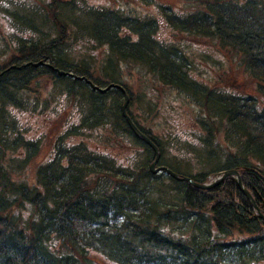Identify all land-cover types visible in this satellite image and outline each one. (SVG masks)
<instances>
[{"label":"trees","instance_id":"trees-1","mask_svg":"<svg viewBox=\"0 0 264 264\" xmlns=\"http://www.w3.org/2000/svg\"><path fill=\"white\" fill-rule=\"evenodd\" d=\"M139 1L156 12L0 0L10 22L0 56L11 57L0 65V264H97L92 254L109 264H264V219L234 179L201 190L152 173L153 149L122 114L128 95L127 113L160 150L159 165L180 177L204 184L238 170L264 215V0H182L176 8ZM164 29L177 44L159 37ZM74 39L88 51L76 55ZM188 39L232 52L258 96L195 77ZM131 67L154 93L159 87L185 99L193 143L171 145L131 113L145 98L129 84ZM88 80L126 93H101ZM25 113L60 127L31 137ZM95 132L94 149L75 142ZM49 137L50 156L26 178ZM121 146L132 151L125 162L115 152ZM169 148L179 155L173 162L165 161Z\"/></svg>","mask_w":264,"mask_h":264},{"label":"rangeland","instance_id":"rangeland-1","mask_svg":"<svg viewBox=\"0 0 264 264\" xmlns=\"http://www.w3.org/2000/svg\"><path fill=\"white\" fill-rule=\"evenodd\" d=\"M32 1V0H26ZM92 6H105L110 7L118 6L122 4L129 5V7L134 8L137 12H149L152 14L156 12L155 5H152L147 8L144 2L139 0H87ZM182 0H156V4H161L169 7H178L181 4ZM147 8V9H146ZM2 10V9H0ZM10 26L9 19H6V16L3 12L0 11V55L4 50L6 41V32ZM28 36V35H27ZM174 34L169 29H164L160 32V38L165 41H170ZM172 43L177 44L176 41L171 40ZM72 42L75 43L72 50L76 55H83L88 51L89 43H85L84 40L74 39ZM79 43V44H78ZM187 43V53L190 55V59L193 64V75L197 77L200 81H203L205 84H208L210 87L220 88L225 87L226 89H232L234 92L258 96L257 93V84L249 78V76L243 73V69L240 65L234 64V56L228 51V49H221L216 43L214 44L210 40L203 39H188ZM96 52L95 55H97ZM10 55L0 56V65L7 64L10 60ZM212 69V70H211ZM130 76L129 84L132 85L133 89L136 90L137 94H144V99H142L136 106H133L131 113L140 121L143 125L153 129L154 133L171 141V145L178 140H182L185 143H193V136L196 135V126L195 121L193 120V112L185 103L179 93L176 92H164L161 88L155 89V93L151 90V85L146 83L138 78L139 71L135 67H131L130 73H126ZM41 86H44L42 84ZM136 94V95H137ZM43 98V96H39ZM152 104L153 110L150 111L148 107L149 104ZM60 116V114H59ZM45 116H32L30 114H21L20 121L24 128L29 130V136L35 137L41 133H45L46 130L51 128L50 135L53 131L60 127L55 122L49 123L44 120ZM104 137H107L108 134L106 131L101 130ZM100 132H95L93 136L78 137L75 142H86L88 147L94 149L96 147V142ZM52 138L46 140L45 147L37 158L36 161L28 168L26 171V178L33 175L37 165L45 161L51 154L52 151ZM170 145V146H171ZM125 147L121 146L115 152L119 156V160L122 162L126 161V157L132 155V151L129 149H124ZM127 148V147H126ZM171 152L167 153L165 161L173 162L172 159L177 154L176 149L169 148ZM179 156V155H178ZM182 157V156H180ZM170 160V161H169ZM182 169L185 171L188 170L187 166L182 165ZM196 171V170H195ZM214 178H211L212 181ZM93 261L97 264H109L102 256L92 254Z\"/></svg>","mask_w":264,"mask_h":264},{"label":"water","instance_id":"water-1","mask_svg":"<svg viewBox=\"0 0 264 264\" xmlns=\"http://www.w3.org/2000/svg\"><path fill=\"white\" fill-rule=\"evenodd\" d=\"M33 65L37 66L38 64H33ZM59 74L60 75H66L67 73H65L63 71H59ZM67 75H71V74H67ZM88 83L93 87L94 90L99 91L101 93L107 92L108 90H110L112 88L120 89L121 91H123V92L126 93V91L124 90V88L121 87V86H119V85L112 84V85L108 86L107 88H100V87L96 86L90 80H88ZM128 105H129V97H128V95H126V97H125V103L122 106V114H123L124 118L126 119L129 127L133 131V133L137 137L142 138L153 149V151L155 153V159H154V161L152 162V164L150 166V169H151L152 173L157 174V173H161V172H167L174 179L179 180V181L188 182V183L192 184L193 186H195V187H197V188H199L201 190H209V189L215 188L218 185H220L222 182H224L226 179L233 178L234 181L238 184V187L240 188V190L244 193V195L251 202V204H252L253 208L255 209V211L258 214H260V217L262 219H264V215H262L260 208L257 206L256 201H255L253 195L243 185L242 180H241V177H240V174H239V171H237V170L224 171V172L218 174V176H216V179L213 182H211L210 184H202V183L195 182L190 177H180L177 173H175L174 171L170 170L169 168H167L165 166H159V167H157V165L160 162V158H161L160 151H159L158 147L155 145V143L149 137H147L146 135H144L139 130V128L133 122V120L131 119V117L128 115V113H127Z\"/></svg>","mask_w":264,"mask_h":264},{"label":"bare ground","instance_id":"bare-ground-1","mask_svg":"<svg viewBox=\"0 0 264 264\" xmlns=\"http://www.w3.org/2000/svg\"><path fill=\"white\" fill-rule=\"evenodd\" d=\"M196 182V181H195ZM198 183V182H197ZM195 187V186H194ZM195 188H197V187H195ZM197 189H199V188H197Z\"/></svg>","mask_w":264,"mask_h":264}]
</instances>
